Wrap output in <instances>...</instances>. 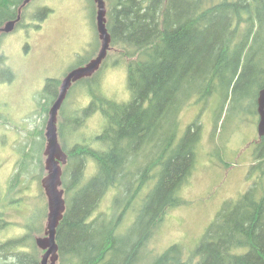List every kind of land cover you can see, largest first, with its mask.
Returning a JSON list of instances; mask_svg holds the SVG:
<instances>
[{
  "label": "trees",
  "instance_id": "obj_1",
  "mask_svg": "<svg viewBox=\"0 0 264 264\" xmlns=\"http://www.w3.org/2000/svg\"><path fill=\"white\" fill-rule=\"evenodd\" d=\"M38 1L42 2L40 7ZM50 1L0 0V29L16 22V30L25 31L32 29L30 23L37 19L33 26L41 31L55 13ZM87 2L91 4L95 46L91 52L82 53L62 76L48 79L41 93L36 94V109L41 108L35 113L43 119L37 139L33 137L31 142L26 137L27 143L18 150L10 187L5 195L0 191L1 236L17 223L8 221L10 209L25 208L19 206L28 198L17 197L16 193L30 181L29 170L33 165L42 168L41 177L32 175L39 182V210L29 213L23 226L27 234L0 240V264L42 261L44 251L36 241L45 237L48 216L41 179L46 175L42 156L49 109L58 98L61 80L85 67L101 50L97 7L94 0ZM105 2L107 29L112 37L107 59L93 78L73 85L58 115L59 138L69 160L63 168L67 210L56 237L57 264H264L262 176L257 178V188L235 201H224L195 252L187 253L182 244H175L159 255L153 246L172 211L188 206L189 201L183 200L180 192L197 168L198 150L206 134L201 116L211 101L208 109L213 117L212 141L219 129L230 125L231 132L243 124L250 128L254 123L246 119L257 118V140L248 144L252 142L256 150H264L257 113L259 93L264 89V0ZM31 8L32 18L25 17ZM12 33H2V40ZM26 47L28 53L29 46ZM113 63L116 64L111 69L119 65L127 71L131 95L122 101L102 97V91L91 92L90 85ZM6 69L1 71L5 73L3 83L15 75L12 68ZM86 85L90 93L82 97L90 99L89 105L79 116L72 111L68 114L65 103L76 89L84 91ZM194 105L199 110L180 131L182 116ZM6 108L0 104V122L11 126ZM96 113L104 119L99 126L101 132L81 134L80 128ZM19 126L14 127L19 135L26 132L33 136L37 132H30L26 125ZM89 166L93 167L92 176L84 180L83 172L89 171ZM258 167L254 171L262 165ZM108 198L107 207L102 209ZM30 239L32 254L27 251Z\"/></svg>",
  "mask_w": 264,
  "mask_h": 264
},
{
  "label": "rangeland",
  "instance_id": "obj_2",
  "mask_svg": "<svg viewBox=\"0 0 264 264\" xmlns=\"http://www.w3.org/2000/svg\"><path fill=\"white\" fill-rule=\"evenodd\" d=\"M41 3V1L37 2L38 7L41 6ZM50 6L55 7V13L45 23L41 31L34 28L33 24L37 22L35 19L30 23L32 29L16 30L14 26L13 31H11L13 33L0 41V60L4 61L7 57L6 63H0V104L7 106L6 113L11 122V126L5 125L8 122H0V191L4 195L9 189L15 173L19 147L24 142L27 143L26 137L31 142H33V137L37 139L38 129L43 121L41 116L38 117L37 111L35 113V110L41 108L39 106L36 109L35 99L38 97L36 94H39V91L41 93L47 85L48 79L62 76L82 53L91 52L96 43L95 29L90 19L91 4H88L87 0H53V2L51 0ZM32 11L34 10L31 8L30 14ZM37 12L38 9H36L35 14ZM27 16L28 13L25 14V17ZM90 43L91 47L89 48ZM27 45L30 50L28 53H26ZM109 55L111 56L112 53ZM115 64L108 65L102 71V77L90 87L92 88L91 92L102 91V97L122 101L131 95L128 90L127 71L124 66L119 65H117L116 70L111 69ZM7 67L12 68L15 75H13L14 79L12 80H7V76H5L7 82L3 83L1 77H4L5 73H1V71L3 72ZM84 89V91H79V88L76 89V92L65 103L68 114L72 111L79 116L81 110L89 105L90 99L83 98L82 94L90 93V91L87 85ZM193 103L194 101L190 104ZM211 103L213 101L206 106L204 115L201 116L202 130L206 134L203 136L204 140L200 141L197 169L180 192V197L189 201L188 206L176 208L183 210L172 211L167 217L166 223L153 241V246L159 255L175 244H182L187 253L195 252L224 201L228 199L235 201L253 188H257L258 177L262 176L264 180V176L261 175L264 172V150L259 151L252 146V142H255L258 137L254 133L257 118L246 119V121L254 123L250 128L243 124L231 132L230 125L224 127L223 130L219 129V134L212 141L213 117L211 110L208 109ZM201 106L205 108L203 104ZM197 108L199 110L200 107L194 105L192 108H187L191 111L182 116L183 124L180 131H183L185 123L192 119L191 117L197 112ZM97 114L99 113L92 114L85 126L80 128L81 134L91 136L101 132L102 126L100 128L99 126L103 118ZM27 117L28 119L24 121ZM19 125H26L30 132L37 129V132L33 136L26 132L19 135L14 129L16 126L20 127ZM69 125L68 123L67 126ZM236 127L233 126V128ZM253 139L254 141H252ZM250 140L252 142L248 144ZM68 144L70 147L73 145L72 142ZM41 154L42 152L38 154L37 164H39ZM42 157L45 161V156ZM254 157L262 159L258 160ZM260 165H262L261 169H259ZM257 167L259 170L254 171ZM92 171V167H90V171L83 172L84 180L91 178ZM29 172L30 181L21 186L23 191L16 193L17 197L28 198L26 204L20 203L19 206V208L24 206L25 208L10 209L7 219L11 216L8 221L17 220V223L2 234L0 240L27 234V229L23 226L27 222L28 215L29 213H37L42 203L38 189L39 182L32 176L36 174L41 177L42 168L39 169L33 165ZM246 178L250 180H246ZM108 202L109 198L103 206L101 205L102 209L107 207ZM16 206L18 205L16 204ZM28 244L30 245L27 251L32 254L34 248L31 246V239ZM48 264H50V260Z\"/></svg>",
  "mask_w": 264,
  "mask_h": 264
},
{
  "label": "water",
  "instance_id": "obj_3",
  "mask_svg": "<svg viewBox=\"0 0 264 264\" xmlns=\"http://www.w3.org/2000/svg\"><path fill=\"white\" fill-rule=\"evenodd\" d=\"M97 7V30L101 41V50L98 56L91 60L85 67H80L69 73L63 80L58 98L53 107L49 111V119L46 127V149L45 170L47 176L42 179V187L44 189L48 201V216L45 227V237L37 239L38 248L44 251L41 264H57L59 260V246L56 240L58 228L66 213V201L64 198L65 190L62 189L63 168L67 165L68 156L63 151L58 136V115L65 102L72 86L83 80L90 79L99 72L101 66L106 60L110 46L111 35L107 29V6L105 0H94ZM20 18L17 20V22ZM16 22H10L5 28L0 29L2 33L13 31ZM259 137H264V89L259 93L258 109Z\"/></svg>",
  "mask_w": 264,
  "mask_h": 264
},
{
  "label": "flooded vegetation",
  "instance_id": "obj_4",
  "mask_svg": "<svg viewBox=\"0 0 264 264\" xmlns=\"http://www.w3.org/2000/svg\"><path fill=\"white\" fill-rule=\"evenodd\" d=\"M34 16H36V14H34ZM27 17H31L32 18V13H28V16Z\"/></svg>",
  "mask_w": 264,
  "mask_h": 264
}]
</instances>
